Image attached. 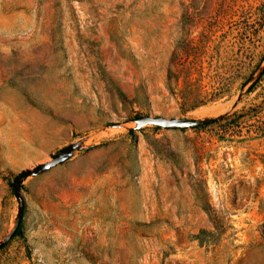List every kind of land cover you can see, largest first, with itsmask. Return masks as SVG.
<instances>
[{
	"label": "rangeland",
	"instance_id": "rangeland-1",
	"mask_svg": "<svg viewBox=\"0 0 264 264\" xmlns=\"http://www.w3.org/2000/svg\"><path fill=\"white\" fill-rule=\"evenodd\" d=\"M0 264H264V0H0Z\"/></svg>",
	"mask_w": 264,
	"mask_h": 264
},
{
	"label": "water",
	"instance_id": "water-1",
	"mask_svg": "<svg viewBox=\"0 0 264 264\" xmlns=\"http://www.w3.org/2000/svg\"><path fill=\"white\" fill-rule=\"evenodd\" d=\"M210 121L209 118L206 119H200V118H167L164 116H153V115H143L138 117L135 120V129H140L143 126L147 124H155L164 128H188V127H195L199 125L206 124ZM76 149V144H70L66 147H64L61 151L54 154L50 160H47L45 162L39 163L33 168L26 169L22 171L15 179L14 182V191L15 195L17 196L19 200V212L18 216L16 218V225L12 233L10 234V237L12 236L15 229L19 226L21 221L23 220L26 202L23 195V184L27 177L33 175H38L41 172L50 169L67 159H69L74 151Z\"/></svg>",
	"mask_w": 264,
	"mask_h": 264
},
{
	"label": "trees",
	"instance_id": "trees-1",
	"mask_svg": "<svg viewBox=\"0 0 264 264\" xmlns=\"http://www.w3.org/2000/svg\"><path fill=\"white\" fill-rule=\"evenodd\" d=\"M199 126H202V125H199ZM199 126H195V127H193V128H197V127H199ZM133 134H134V131H133ZM21 226H22V221H21V223L19 224V226L15 229V231L13 232L11 238H12V237H15L16 235H21Z\"/></svg>",
	"mask_w": 264,
	"mask_h": 264
},
{
	"label": "bare ground",
	"instance_id": "bare-ground-1",
	"mask_svg": "<svg viewBox=\"0 0 264 264\" xmlns=\"http://www.w3.org/2000/svg\"><path fill=\"white\" fill-rule=\"evenodd\" d=\"M225 109V106H219V107H217V108H214L212 111L213 112H221V111H223Z\"/></svg>",
	"mask_w": 264,
	"mask_h": 264
}]
</instances>
